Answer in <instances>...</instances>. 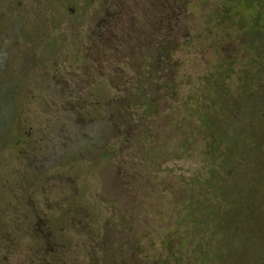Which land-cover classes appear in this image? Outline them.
I'll use <instances>...</instances> for the list:
<instances>
[{"label": "rangeland", "instance_id": "obj_1", "mask_svg": "<svg viewBox=\"0 0 264 264\" xmlns=\"http://www.w3.org/2000/svg\"><path fill=\"white\" fill-rule=\"evenodd\" d=\"M263 3L0 0V264H264V156H231L264 99ZM224 75L219 100L201 80ZM214 220L243 234L220 256Z\"/></svg>", "mask_w": 264, "mask_h": 264}, {"label": "trees", "instance_id": "obj_2", "mask_svg": "<svg viewBox=\"0 0 264 264\" xmlns=\"http://www.w3.org/2000/svg\"><path fill=\"white\" fill-rule=\"evenodd\" d=\"M227 2H233L234 4H238L240 3L241 0H226ZM264 4V3H263ZM262 13L261 16H257L255 21H253L254 23L249 26L247 25L248 27H250L249 29V34L251 33V39L252 41H249L250 43V46L252 47V52L254 53L253 56H254V61H256V63L262 61L264 62V11L260 12ZM96 37L100 38V35L97 34ZM259 43V44H255V43ZM162 58V57H161ZM264 65V64H263ZM262 65V66H263ZM262 73V72H261ZM224 76H218L216 77L213 81H211L210 79L207 80V79H202V83L203 85H210L213 86L212 90H213V93L215 96H217L216 99H219V100H223L222 99V91H223V87H224V84H225V80H224ZM230 75L227 74L226 77H229ZM257 74H254L253 77L256 78ZM242 80H241V83L242 84H246L247 82L245 81L246 77H247V74H245L244 76H242ZM258 79H256L254 82H256ZM245 86V85H244ZM257 95H258V91H256ZM195 92L192 91V94L190 96L187 97V102H191L194 104V106H191V107H195V106H198V105H201V101L199 98H196L194 96ZM264 95V93H263ZM263 98V97H262ZM258 99V97L256 98V96H253V95H248L247 96V99L246 100H250L249 101V111H248V114H249V117L251 118L250 120V132H249V135L247 138H243L242 140H246V142L248 143L247 146H249V151L248 154L246 153H242V151H235V149H233L232 151V155L233 156L232 158L233 159H239L241 163H245V162H249L251 164H253L252 166L256 165L257 163V167H258V163L259 161L261 160V157L264 156V155H261V151H260V148H259V142L262 143L264 142V139H260L259 137H257V131L261 128V129H264V99ZM225 102V101H224ZM223 102V103H224ZM148 103H149V100H148ZM222 103V102H221ZM251 103V104H250ZM240 105V104H238ZM237 105V106H238ZM200 110V109H199ZM195 114V113H194ZM235 116V118H239L240 117V111L236 108V112L233 114ZM208 120V118H207ZM207 120H205L203 122L206 130H204V133L205 134H208L210 135L211 133L214 134V136L221 140L222 142H226L225 140V136H223L222 132L220 130H218V127L216 126H211V124L209 122H207ZM240 122V121H239ZM258 126H260V128H257ZM230 138V142L231 143H234V142H237L240 139L239 136H229ZM264 138V137H263ZM259 141V142H258ZM242 156H245L246 158L244 159V157L241 159ZM263 158V157H262ZM244 159V161L242 162V160ZM233 167L235 169L238 170V168L240 167L239 166V161L238 162H235ZM231 181L232 182L231 184L233 185L234 184V191H233V194L230 192V190H228V188L230 189L231 188V185L228 187L227 186V183L224 182L222 183V181L219 179L217 180L216 184L215 185V194L216 193H221V191H224V194H220V196H217V198H219V202L217 203V205L219 207H217V210H220L221 211L223 210V212H227V209L231 208V205L239 198H237L238 196H241L242 192H243V187L242 185H239L238 184V180L239 178L237 176L233 177L231 176L230 177ZM223 185V186H220ZM219 185V186H218ZM233 197H236V199L233 200ZM204 208V207H203ZM205 211H209L208 209H205ZM236 212V210H234ZM202 215V214H201ZM193 215L191 213L188 214L187 218H186V221L189 222L193 219ZM236 220V227L239 228L240 227V224L238 222V219L234 218ZM198 222V221H196ZM213 226H214V232L212 234V238H214L215 240H220V238L222 240H220L221 242H225V245L223 247H220L219 250H218V256H220L222 254V252H226V251H229V247L227 245L228 241L229 240H232L233 238L231 237V234H236L237 236H234V239L237 240V241H240L241 237H242V232L240 230H233L231 228H228L226 227V225H223V226H219L217 224H221L220 222H216V220L214 221H211ZM210 225L209 224H206L207 227L206 230H208V226ZM224 228V230L222 229ZM190 237H192V235H190ZM211 238V236H210ZM210 238L208 239H203L201 238V242L203 243L205 240H210ZM260 238V237H259ZM263 238V237H262ZM263 239L260 238V241H262ZM234 241V240H233ZM201 243V244H202ZM263 242L260 244L259 248H262L263 246ZM262 246V247H261ZM222 248V249H221ZM222 250V251H221ZM263 254V257H262V261H264V248L260 249ZM197 254V257H199V259L197 260V264H207V257L206 255L203 253H196ZM193 257H195V255H193ZM233 261L234 259H236L234 261V263L236 264H240V260L242 259V256L240 255H236L235 257L233 256ZM220 260V259H219ZM221 262V260H220Z\"/></svg>", "mask_w": 264, "mask_h": 264}]
</instances>
